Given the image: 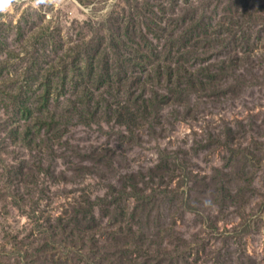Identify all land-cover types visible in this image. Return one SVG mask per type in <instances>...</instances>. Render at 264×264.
<instances>
[{
  "label": "rangeland",
  "instance_id": "rangeland-1",
  "mask_svg": "<svg viewBox=\"0 0 264 264\" xmlns=\"http://www.w3.org/2000/svg\"><path fill=\"white\" fill-rule=\"evenodd\" d=\"M0 264H264V0H0Z\"/></svg>",
  "mask_w": 264,
  "mask_h": 264
}]
</instances>
